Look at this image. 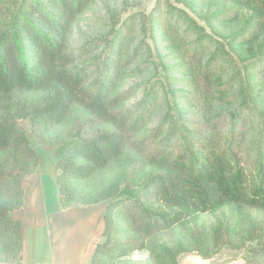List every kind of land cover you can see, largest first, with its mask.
<instances>
[{"label": "trees", "instance_id": "16d2710c", "mask_svg": "<svg viewBox=\"0 0 264 264\" xmlns=\"http://www.w3.org/2000/svg\"><path fill=\"white\" fill-rule=\"evenodd\" d=\"M92 1L0 0V262L22 264L24 225L13 212L24 206L23 180L39 164L22 120L56 153L61 207L105 204L86 264H117L145 249L153 264H180L184 252L212 258L234 235L238 212L264 211V50L235 58L183 9L159 7L145 27L156 45L184 22L196 39L174 65L160 60L164 80L125 108L132 89L117 88L128 64L127 23L104 39L100 54L81 60L70 47L73 24ZM256 2L264 12V0ZM251 20L227 38L233 51ZM226 65L238 105L213 118L208 107ZM161 95L165 113L146 133ZM121 161L117 180L98 185V175ZM223 208L230 214L211 229L198 221ZM174 227L186 242L151 243ZM251 238L258 246L246 264H264V232Z\"/></svg>", "mask_w": 264, "mask_h": 264}, {"label": "rangeland", "instance_id": "374dc122", "mask_svg": "<svg viewBox=\"0 0 264 264\" xmlns=\"http://www.w3.org/2000/svg\"><path fill=\"white\" fill-rule=\"evenodd\" d=\"M171 5L183 9L203 25L213 37L225 44L226 49L232 52L235 58H239V53L251 57L264 50V12L260 10L256 0H94L74 22L70 34V47L81 60L100 54L105 46L104 39L113 31L126 28L127 23L126 32L129 36L124 44V58L128 64L117 88V92L132 89L130 97L123 103L125 108L141 101L148 87L154 83L158 84L161 78L164 80L160 60L168 65H174L181 59L180 51L196 39L185 22L180 23L175 37L165 38L160 34L161 41L157 45L147 37L145 27L148 16L155 14L159 7L165 14ZM249 17H252L250 35L247 34L246 40L233 51L227 43V38L241 29ZM214 51V46L206 50L201 56L202 61ZM231 73L230 67L224 66L209 103L210 117H221L238 105L235 97L236 88L228 81ZM178 75L175 73L174 77ZM164 113L165 106L161 95L145 130L146 133L161 121ZM26 122L28 121L22 120L19 125L23 127L22 124ZM67 125L66 123L60 126L58 131L63 132ZM122 164L121 161L101 172L97 178L98 185L107 186L114 183ZM229 214V209L223 208L219 212L201 214L198 221L211 229L218 215ZM235 221L234 235L213 257L222 261L243 260L246 264L251 262L255 256L254 250L258 246V241L251 237L264 232V211L245 207L237 213ZM180 242L186 240L178 227L161 232L151 239L152 244L169 246ZM193 256L199 255L195 252H184L179 255V262ZM117 264H153V261L149 250L145 249L133 252Z\"/></svg>", "mask_w": 264, "mask_h": 264}, {"label": "crops", "instance_id": "0c3cea01", "mask_svg": "<svg viewBox=\"0 0 264 264\" xmlns=\"http://www.w3.org/2000/svg\"><path fill=\"white\" fill-rule=\"evenodd\" d=\"M20 125L39 157L36 171L23 180L24 206L13 212L14 218L20 219L24 225L22 264H86L101 239L105 204L62 208L54 149L32 133L29 122L22 124L23 127ZM180 264L244 262L193 256Z\"/></svg>", "mask_w": 264, "mask_h": 264}]
</instances>
